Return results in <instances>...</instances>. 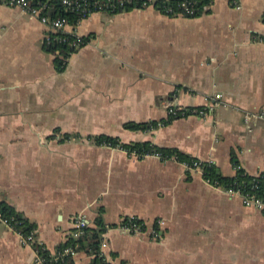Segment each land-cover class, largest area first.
Masks as SVG:
<instances>
[{"label":"crops","instance_id":"obj_1","mask_svg":"<svg viewBox=\"0 0 264 264\" xmlns=\"http://www.w3.org/2000/svg\"><path fill=\"white\" fill-rule=\"evenodd\" d=\"M211 0L197 16L155 7L95 12L75 30L88 40L58 70L44 47L46 27L0 5V201L36 225L53 251L82 213L105 223L111 264H264V213L208 184L174 160L139 158L88 136L150 141L208 160L232 175L234 155L264 173V0ZM219 104L147 130L126 121L167 118L165 100ZM64 132L77 137L60 139ZM59 135V136H58ZM127 216L164 220L158 239L129 233ZM35 251L0 219V264H34ZM79 252L75 264H90Z\"/></svg>","mask_w":264,"mask_h":264},{"label":"built area","instance_id":"obj_2","mask_svg":"<svg viewBox=\"0 0 264 264\" xmlns=\"http://www.w3.org/2000/svg\"><path fill=\"white\" fill-rule=\"evenodd\" d=\"M230 2L235 8H240L241 6L240 0H230ZM62 3L65 4L67 8L77 10L81 14L83 19L95 12H103L107 9L112 10L116 7L117 4L119 6L131 4L133 8L157 7L156 9L168 15L193 16L194 13L199 9H201L202 11L207 10L211 4V0H208L201 6L197 5V0H90V2L88 0H62ZM0 5L18 7L23 13L37 18L46 27V32L44 34L43 40L45 44L50 43L52 39L54 40V38L51 36V33H57V39L59 41H66L68 36L71 35L72 39L69 40L68 44L74 49L80 47L83 44L82 35L77 33V31L75 30V26L70 25L66 18L59 16L51 18L47 14L41 13L42 8L45 7V3L40 0H0ZM258 41L264 42V38L259 37ZM215 98L216 100L209 105H203L198 109H193L191 114H195L200 118H204L208 113H211V111L217 104H219L220 93H215ZM163 106L165 107L166 115L176 114V112L184 114L186 110L185 107L179 105L174 100H165ZM252 118L264 122V110L246 112L243 115V124L249 125ZM115 148H118L128 154L134 155L139 158L154 157L160 160L173 159V157L164 158L163 155L158 151L144 152L141 156H139L135 151L129 152L119 146H116ZM199 161L202 160L199 159ZM181 164L186 169H189L191 171H198L202 174L199 162L197 161L192 162V164H187L185 162H182ZM233 166L235 169L239 167V165ZM258 174L259 173L254 175ZM204 180L208 184L213 185L207 179ZM213 186L220 188L229 196L239 197L244 205L254 206L264 213V198L256 195L252 190H247L240 186L235 188L232 186L226 188H222L221 186L216 185ZM126 218H128L127 221H123L120 226L129 233H146L154 239H158L163 233L164 220L162 218L154 219L149 225L145 222L140 224L133 222L134 216H127ZM0 219L19 233L21 243L31 245L34 248V264H56L59 258H61L62 255L66 254H70L74 258V262L72 264H75V257L79 253V251L75 250V247L67 246L61 250L54 249L53 251H50L49 257H45L43 253L38 252V249L34 247V245L36 244L44 246V244L37 238L35 230H32L30 233L24 235L20 231L16 230L14 228V225L6 217L2 216L1 212ZM70 221L71 228L68 233L73 237H78L79 235H81L84 231V228L89 225V222L82 213L74 214L71 217ZM105 240L106 239L104 237V234L102 233V240L100 243V250L102 254V247L106 245Z\"/></svg>","mask_w":264,"mask_h":264},{"label":"trees","instance_id":"obj_3","mask_svg":"<svg viewBox=\"0 0 264 264\" xmlns=\"http://www.w3.org/2000/svg\"><path fill=\"white\" fill-rule=\"evenodd\" d=\"M45 3V7L42 8L41 13L47 14L49 17H64L67 19L68 23L72 26H76L82 19L81 14L74 9L67 8L65 4L62 3V0H40ZM80 1V0H79ZM90 2V0H88ZM208 0H197V5L201 6L206 3ZM133 6L123 5L119 6L118 4L112 10L107 9L103 11L106 14H114L120 11L132 9ZM157 8V7H156ZM203 11L199 9L194 13L193 16H197ZM264 20V18H263ZM51 36L54 38L50 43L45 44L44 47L46 50L52 52L55 56L54 63L58 70H62L65 67L66 59L69 55L75 50L71 47L68 42L72 39V36L69 35L66 41H59L57 39V33H51ZM83 44L88 40L87 36H82ZM201 107V106H200ZM199 107H185L184 114L176 112V114H170L167 118L161 119L159 121L151 120L146 122H135V121H126L123 126L127 129L132 130H147L150 128L156 127L158 124H165L172 119L182 117L187 114H191L193 109H198ZM76 134H71L64 132L60 135V139H68L71 137H77ZM87 138L91 139L94 144L97 145H107L111 147H122L127 151H135L139 156L144 152H160L164 158L173 157L174 160L178 162H185L187 164H192V162H199V166L202 170L203 179H207L210 183L216 186H221L222 188L226 187H242L247 190H252L256 195L264 198V174L259 173L258 175L249 174L246 172L238 163V160L234 155L231 156V162L233 165H239L232 175H223L218 167L213 162H208L205 160L199 161L198 158L191 156L189 154L183 153L176 148L163 147L153 144L150 141H130L123 142L118 136H112L107 134H97L93 136H88ZM189 171V169H187ZM0 212L3 217H6L13 225L14 228L20 231L22 234L26 235L32 230H35V223L29 221V219L20 211H17L14 207L8 204L5 201H0ZM128 218H125L124 221H127ZM134 221L136 223H144V221L136 216H134ZM106 229L105 223L101 215V209H99V214L93 219V222L84 228V231L78 237H73L68 233L66 239L56 245V250H61L64 247L72 246L75 247L76 251L85 252L86 254L92 255L90 264H111L107 262L104 258V255L100 250V243L102 240V233ZM38 252L43 253L45 257H49L50 250L44 246L34 245ZM74 258L70 254L62 255L61 258L56 262V264H72Z\"/></svg>","mask_w":264,"mask_h":264},{"label":"rangeland","instance_id":"obj_4","mask_svg":"<svg viewBox=\"0 0 264 264\" xmlns=\"http://www.w3.org/2000/svg\"><path fill=\"white\" fill-rule=\"evenodd\" d=\"M59 136V135H58ZM131 155V154H130ZM144 234H146V233H144ZM163 234V233H162ZM148 235V234H147ZM154 239V238H153Z\"/></svg>","mask_w":264,"mask_h":264}]
</instances>
